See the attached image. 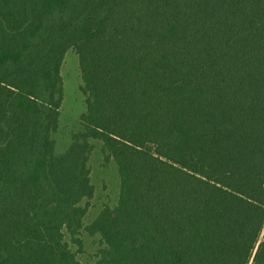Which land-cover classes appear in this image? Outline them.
Here are the masks:
<instances>
[{"label": "trees", "instance_id": "16d2710c", "mask_svg": "<svg viewBox=\"0 0 264 264\" xmlns=\"http://www.w3.org/2000/svg\"><path fill=\"white\" fill-rule=\"evenodd\" d=\"M91 139L120 175L94 264H264V0H0V264H81Z\"/></svg>", "mask_w": 264, "mask_h": 264}, {"label": "rangeland", "instance_id": "374dc122", "mask_svg": "<svg viewBox=\"0 0 264 264\" xmlns=\"http://www.w3.org/2000/svg\"><path fill=\"white\" fill-rule=\"evenodd\" d=\"M63 101L60 109L59 125L53 133L55 151L63 152L72 140V134L82 128L80 116L86 109V94L82 90L83 80L79 65V58L73 48L67 50L62 66ZM93 149L89 156L90 178L94 186V193L90 198L80 202L86 207L83 227L79 235L72 236L65 233L70 249L76 254L81 264H94L97 254L102 248L100 234H90L86 227L99 215L105 206L114 207L119 199L120 175L113 159L106 161L108 152L99 139H91ZM75 238L82 242L79 246Z\"/></svg>", "mask_w": 264, "mask_h": 264}]
</instances>
